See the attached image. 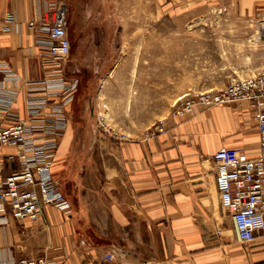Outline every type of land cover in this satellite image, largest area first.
<instances>
[{
	"label": "crops",
	"instance_id": "crops-1",
	"mask_svg": "<svg viewBox=\"0 0 264 264\" xmlns=\"http://www.w3.org/2000/svg\"><path fill=\"white\" fill-rule=\"evenodd\" d=\"M132 1L0 0V15L7 10L13 15L8 28H0V61L11 71L9 76L0 73V125L31 118L27 95L41 93L45 80L56 75L54 66L43 60L39 39L45 37L41 24L58 6L71 42L62 63L65 74L69 62L87 63V53L91 62L108 63L107 50L117 43L121 47L122 41L129 48L124 60L132 62L131 17L137 14ZM138 1V14L146 21L154 14L204 15L220 4L240 13L264 8V0ZM138 29L144 33L139 45L155 48L156 56L163 58L164 24L142 23ZM149 31L156 33L155 40H148ZM71 47L75 52L70 57ZM87 74L91 81L121 76ZM131 92L91 87L74 91L63 103L61 95L49 94L34 117H52L48 112L62 103L66 124L55 136L52 173L70 207L41 204L35 220L8 215L0 223V264L40 255L49 264H114L116 259L100 258L111 248L122 264H264V232L257 231L251 241L237 239L231 214L220 202L211 157L221 146L240 147L248 155L258 152L259 132L246 102L196 104L185 116L169 111L149 131L145 123L139 127L146 130L134 134L132 118L118 108ZM101 102L106 103L112 132L102 133L93 121ZM158 126L162 130L151 134ZM13 153L12 145L0 144V181L19 166Z\"/></svg>",
	"mask_w": 264,
	"mask_h": 264
},
{
	"label": "built area",
	"instance_id": "built-area-1",
	"mask_svg": "<svg viewBox=\"0 0 264 264\" xmlns=\"http://www.w3.org/2000/svg\"><path fill=\"white\" fill-rule=\"evenodd\" d=\"M12 19V13L5 11L0 15V28H8L7 24ZM40 28L45 33V37L39 39L43 60L54 66L56 75L45 80L41 93L27 95L31 118H18L8 125H0V144L12 145L14 153L10 156L16 157L19 163L17 169L0 181V223H5L8 215L16 220H35L41 215V204L44 203L63 210L70 207L52 173L55 136L66 124L61 105L72 98L75 90V82L67 80L62 74V63L71 46L62 7L58 6ZM0 73L11 74L1 61ZM49 94L61 95L62 103L55 104L48 112L52 117H34L47 104ZM227 100L245 101L259 132V150L255 155H248L240 147L227 146L217 148L211 155L216 165L221 205L231 214L237 239L247 242L254 238L257 231L264 232V69L234 78L221 89H192L174 101L171 113L185 116L192 113L196 104L211 106ZM9 103L10 100L5 101L6 105ZM105 107L104 103L98 106L95 117L98 125L110 131L109 128H113L105 126ZM161 130L162 126H158L151 134ZM100 258L116 259L114 264H122L113 248ZM16 264H49V261L44 255L28 256L19 258Z\"/></svg>",
	"mask_w": 264,
	"mask_h": 264
},
{
	"label": "rangeland",
	"instance_id": "rangeland-1",
	"mask_svg": "<svg viewBox=\"0 0 264 264\" xmlns=\"http://www.w3.org/2000/svg\"><path fill=\"white\" fill-rule=\"evenodd\" d=\"M132 9L137 14L134 13L131 17V63L129 57L124 60L125 52L127 53L129 48L125 47L122 41L121 47H118L117 43L115 47L107 50L108 63L100 65L91 62V55L87 53V63L76 65L69 62L65 74L71 82H75L74 91L80 93L91 87L131 88V96L125 97V102L120 103L118 108L121 113L132 118L131 131L134 134L145 131L144 127H139L145 123L149 131L162 116L169 111L171 113L174 101L190 90L221 89L234 78L264 69V33L261 31L264 24V8L240 13L220 4L204 15L185 18L172 14H165L163 17L154 14L148 17V21L138 14V0L132 1ZM142 23H148L149 26L164 24L163 38L167 46L163 49V58L157 57V50L149 44V47L139 45L140 37L144 36L138 29ZM255 33H259L256 39ZM146 35L148 40L156 39L154 31H149ZM70 36L73 35L70 33ZM74 52L75 48L71 47L70 57L74 56ZM157 59H164V62L156 63ZM90 71H99L98 77L104 78L113 73H120L121 76L116 80L91 81L87 74ZM188 83L190 86L187 87ZM174 92L180 95L173 94ZM101 104L102 102L99 106ZM104 104L106 105L105 102ZM95 110L96 113L97 109ZM104 112L105 126L111 125L106 107ZM93 121L102 133H108L98 125L95 116Z\"/></svg>",
	"mask_w": 264,
	"mask_h": 264
},
{
	"label": "bare ground",
	"instance_id": "bare-ground-1",
	"mask_svg": "<svg viewBox=\"0 0 264 264\" xmlns=\"http://www.w3.org/2000/svg\"><path fill=\"white\" fill-rule=\"evenodd\" d=\"M263 33H264V24L262 25V30H261ZM260 33V32H259ZM259 33H255L254 34V38L256 39L258 36H259Z\"/></svg>",
	"mask_w": 264,
	"mask_h": 264
}]
</instances>
